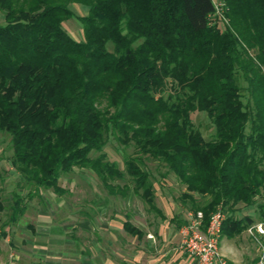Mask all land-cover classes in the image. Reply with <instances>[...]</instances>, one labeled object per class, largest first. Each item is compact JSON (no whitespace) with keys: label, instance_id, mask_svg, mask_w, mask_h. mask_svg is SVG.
<instances>
[{"label":"trees","instance_id":"trees-1","mask_svg":"<svg viewBox=\"0 0 264 264\" xmlns=\"http://www.w3.org/2000/svg\"><path fill=\"white\" fill-rule=\"evenodd\" d=\"M72 5L84 10L80 40L62 26ZM0 14V132L29 188L13 194L8 223L41 190L63 194L58 181L73 168L112 196L128 189L114 181L127 180L163 219L144 159L184 187L181 205L201 211L203 225L224 211L220 238L256 223L235 218L236 205L258 197L264 214V0H0ZM222 14L230 28H219ZM193 112L205 115L209 139ZM109 138L134 150L123 170L102 152Z\"/></svg>","mask_w":264,"mask_h":264},{"label":"rangeland","instance_id":"rangeland-1","mask_svg":"<svg viewBox=\"0 0 264 264\" xmlns=\"http://www.w3.org/2000/svg\"><path fill=\"white\" fill-rule=\"evenodd\" d=\"M70 9L74 17L66 20L62 26L74 40H80L81 30L75 17L83 15L84 10L76 5L70 6ZM219 19V28L229 27L223 14L219 15ZM244 48L248 57L256 63L257 49L246 46ZM258 67L262 70L261 65ZM236 81L239 86L245 87L241 77H237ZM241 94L246 95V91L241 89ZM190 118L204 139H209L212 129L205 115L193 112ZM102 152L106 159L115 162L120 170H123V156L134 155L131 146L123 147L110 138ZM10 154L9 137L0 132V204L3 206L0 211V233H5V236L0 238V264H80L82 258L86 259L88 255L96 261V246L103 239L106 240L107 235L115 233L117 236H127L121 229L123 222L139 228L144 223L152 224L159 219L155 211L132 194L127 180L114 181L118 186L126 184L128 189L124 190L122 196H112L106 193L91 171L73 168L71 173L61 176L58 181L63 194L41 190L31 197L23 214L15 223H8L13 194L24 196L29 189L11 167ZM144 166L151 174L154 208L163 218L182 220L184 212L188 210V203L185 202L186 208L182 207L179 198L184 187L155 161L144 159ZM255 201L257 204L250 206L236 205L233 216L237 219L247 216L253 222L264 219V214L260 216L258 210L259 198ZM221 212L225 216L224 211ZM99 238L101 241L98 242ZM230 239L227 241L228 254L232 260L229 262L234 261L233 264L253 263L261 247L264 248V238L255 241L245 232Z\"/></svg>","mask_w":264,"mask_h":264},{"label":"crops","instance_id":"crops-1","mask_svg":"<svg viewBox=\"0 0 264 264\" xmlns=\"http://www.w3.org/2000/svg\"><path fill=\"white\" fill-rule=\"evenodd\" d=\"M177 219L167 217L159 218L152 224L144 223L137 228L141 233L138 238L130 235L117 236L115 233L107 235L108 239L106 238V240L101 241L99 238L98 242H101L96 246V261L90 259L91 257L87 254L86 259L82 258L80 264H190L178 246L177 230L181 225L179 227L177 225L183 219ZM230 240V238L222 237L218 243L220 254L228 262L231 259L228 254L229 244L227 241ZM233 262L229 263L233 264Z\"/></svg>","mask_w":264,"mask_h":264},{"label":"built area","instance_id":"built-area-1","mask_svg":"<svg viewBox=\"0 0 264 264\" xmlns=\"http://www.w3.org/2000/svg\"><path fill=\"white\" fill-rule=\"evenodd\" d=\"M199 210H186L183 224L177 230L179 249L190 264H230L218 251L220 228L224 216L220 209L210 212L205 225ZM244 232L255 241L264 238V221L248 226ZM253 264H264V248L261 247Z\"/></svg>","mask_w":264,"mask_h":264}]
</instances>
